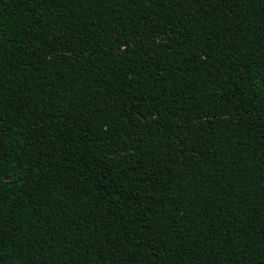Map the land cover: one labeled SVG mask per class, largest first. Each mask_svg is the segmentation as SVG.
I'll use <instances>...</instances> for the list:
<instances>
[{"label":"trees","instance_id":"16d2710c","mask_svg":"<svg viewBox=\"0 0 264 264\" xmlns=\"http://www.w3.org/2000/svg\"><path fill=\"white\" fill-rule=\"evenodd\" d=\"M0 264H264V0H0Z\"/></svg>","mask_w":264,"mask_h":264}]
</instances>
